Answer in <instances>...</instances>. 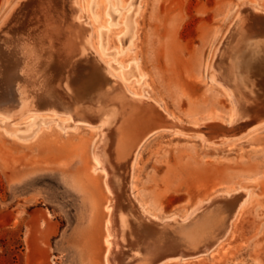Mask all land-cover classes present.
<instances>
[{
    "label": "rangeland",
    "instance_id": "obj_1",
    "mask_svg": "<svg viewBox=\"0 0 264 264\" xmlns=\"http://www.w3.org/2000/svg\"><path fill=\"white\" fill-rule=\"evenodd\" d=\"M29 5L30 0H0V34L19 26ZM138 5L136 39L119 60L139 64L144 79L135 89L144 97L139 109L132 101L126 108L135 117L158 113L166 126L140 149L133 195L167 218L182 217L225 190H249L230 236L211 254L178 264H264V128L235 144L205 147L199 140L220 143L246 124L227 126L232 103L210 82L208 65L242 8L257 13L249 26L264 32V0H139ZM96 10L91 9L94 17ZM74 25L66 30L76 36L83 27L94 28L88 13H78ZM108 35L104 51L110 59L116 42ZM16 121L0 120V264H42L29 262L26 241L28 227L34 221L40 226L42 219L55 227L46 264H105L110 215L105 205L112 209L115 201L103 174L92 171L94 148L102 144L98 131L67 128L51 118L31 126ZM177 128L182 135H172Z\"/></svg>",
    "mask_w": 264,
    "mask_h": 264
},
{
    "label": "bare ground",
    "instance_id": "obj_2",
    "mask_svg": "<svg viewBox=\"0 0 264 264\" xmlns=\"http://www.w3.org/2000/svg\"><path fill=\"white\" fill-rule=\"evenodd\" d=\"M138 3L30 0L20 25L0 34V120L31 126L51 118L67 128L98 131L102 144L94 148L92 171L103 174L115 201L112 209L105 205L110 214L105 221V264L186 263L211 254L230 236L246 208L249 190H225L200 200L182 217L167 218L152 213L133 195L140 149L166 126L158 113L135 117L126 108L130 101L138 108L144 97L135 89L144 79L139 64L119 60L136 39ZM92 7L97 8L95 17ZM78 13H88L94 27H83L81 36L66 30L76 23ZM256 15L243 8L237 12L208 65L210 82L232 103L227 126L246 124L220 143L200 138L205 147L239 143L264 128V32L249 26ZM108 33L116 42L110 59L104 51ZM130 66L136 70L128 72ZM180 132L177 128L172 135ZM50 224L42 219L40 226L34 221L28 227L30 263L46 264L48 238L55 228Z\"/></svg>",
    "mask_w": 264,
    "mask_h": 264
},
{
    "label": "water",
    "instance_id": "obj_3",
    "mask_svg": "<svg viewBox=\"0 0 264 264\" xmlns=\"http://www.w3.org/2000/svg\"><path fill=\"white\" fill-rule=\"evenodd\" d=\"M263 27V29H264V26H262Z\"/></svg>",
    "mask_w": 264,
    "mask_h": 264
}]
</instances>
